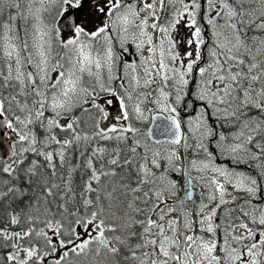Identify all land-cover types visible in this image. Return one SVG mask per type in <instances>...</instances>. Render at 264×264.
Listing matches in <instances>:
<instances>
[{"label":"snow or ice","instance_id":"obj_1","mask_svg":"<svg viewBox=\"0 0 264 264\" xmlns=\"http://www.w3.org/2000/svg\"><path fill=\"white\" fill-rule=\"evenodd\" d=\"M0 264H264V0H0Z\"/></svg>","mask_w":264,"mask_h":264}]
</instances>
